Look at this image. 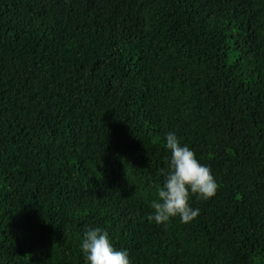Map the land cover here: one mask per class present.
I'll use <instances>...</instances> for the list:
<instances>
[{
  "label": "trees",
  "instance_id": "trees-1",
  "mask_svg": "<svg viewBox=\"0 0 264 264\" xmlns=\"http://www.w3.org/2000/svg\"><path fill=\"white\" fill-rule=\"evenodd\" d=\"M174 132L217 183L149 221ZM264 264V0H0V264Z\"/></svg>",
  "mask_w": 264,
  "mask_h": 264
},
{
  "label": "clouds",
  "instance_id": "clouds-1",
  "mask_svg": "<svg viewBox=\"0 0 264 264\" xmlns=\"http://www.w3.org/2000/svg\"><path fill=\"white\" fill-rule=\"evenodd\" d=\"M170 153L167 169H162L163 182L157 190V199L151 202L148 220L156 224L179 217L182 223L192 222L199 209L189 204L191 195L209 199L216 194L217 183L211 169L202 164L195 152L181 144L174 132L165 137ZM86 264H131L127 250H117L108 231L102 227H86L80 245Z\"/></svg>",
  "mask_w": 264,
  "mask_h": 264
}]
</instances>
